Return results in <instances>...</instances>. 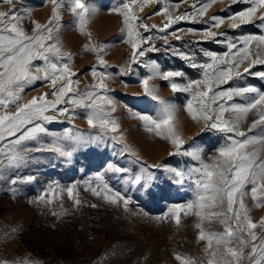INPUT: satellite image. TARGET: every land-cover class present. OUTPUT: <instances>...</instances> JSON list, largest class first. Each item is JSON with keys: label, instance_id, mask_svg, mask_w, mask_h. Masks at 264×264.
Returning a JSON list of instances; mask_svg holds the SVG:
<instances>
[{"label": "rangeland", "instance_id": "1", "mask_svg": "<svg viewBox=\"0 0 264 264\" xmlns=\"http://www.w3.org/2000/svg\"><path fill=\"white\" fill-rule=\"evenodd\" d=\"M81 2L89 8L83 24L79 10L73 11L75 0H13L14 11L12 4L0 0V11L22 17L18 24L25 33L45 35L46 45H55L60 53L67 54L49 53L53 62L68 65L73 89L64 98L66 102L57 105V109L68 111L49 109L45 114L55 119L41 121L47 132L41 133L38 141L24 142L28 158L22 166L6 167L7 159L0 156V264H182L177 256L194 264H209L212 249H208L207 240L199 238L200 232L222 233L225 225L220 219L209 220L208 209H188L187 205H195L199 195H206L196 183L201 174L194 169L213 164L219 150L230 145L229 137L244 140L264 134V123L252 126L264 108L258 106L240 120L236 131L245 133L240 137L235 132L211 128L213 121L194 119L189 113V102L195 109L201 107L193 96L207 90L206 85L192 84L190 91L182 89L192 81L205 79L202 65L212 62L207 53H215L217 58L227 54L231 59L236 49H230V43L243 48L245 37L264 35V7L257 10L251 22L236 20L239 26L232 27L230 16L250 7V0H214L203 16L198 15L197 8L208 0ZM125 5L137 19L125 21ZM165 6L167 12L163 11ZM186 13L188 19L160 31L169 23V15L175 18ZM213 16L222 18L224 23L212 27ZM141 23L151 30L146 31ZM36 24L41 25L39 31ZM46 27L52 30L50 39L44 31ZM209 30L216 35H207ZM134 43L138 49H133ZM248 47V59L238 69L233 65V79L213 85L206 98L212 109L221 103L226 107L244 104L247 97L257 95L248 93L231 101L211 103L210 97L217 91L254 87L264 92V76L257 75L264 73V64H252L257 55L264 60V43L254 40ZM139 51L144 54L139 55ZM235 59L238 61L240 56ZM33 63L44 65L39 59ZM153 66L161 75L153 76L149 86H155L160 100L174 105L173 123L182 145L173 144L163 130L158 134L150 121L143 118L158 120L160 116L159 100L149 96L142 84L143 79L152 75ZM168 71L181 75L164 80L163 73ZM237 71L239 76L235 75ZM101 80L106 88L95 87ZM173 83L178 86L175 91ZM67 84L65 79L54 90L49 81L38 80L25 88L19 103L44 93H48V100H55L53 92ZM88 92L94 93L93 99L113 101L112 105H103L104 119L111 122L107 128L101 127L98 120H94L95 126L89 124L93 109L67 102ZM8 111L15 112L16 107L10 106ZM234 115L225 112L223 119L231 121ZM112 124L117 126L116 131H112ZM57 137L65 151L72 152L71 156L48 150ZM4 144L7 141L0 142V146ZM39 147L43 150L37 151ZM257 148V163L264 162V146L249 145L247 151ZM250 188L246 183L242 189L247 193L243 202L247 216L258 225L254 231L259 244L264 241V227L260 226L264 204L257 206ZM117 193L120 198L111 202L109 197ZM76 200L80 203L76 204ZM235 207L243 220L244 210L238 204ZM232 223L235 226L234 220ZM242 235L250 240L247 233ZM231 246L238 248L239 242L234 241ZM223 251L221 246L219 253ZM250 251L251 243L243 248L245 258L240 264H249L246 257Z\"/></svg>", "mask_w": 264, "mask_h": 264}, {"label": "snow or ice", "instance_id": "2", "mask_svg": "<svg viewBox=\"0 0 264 264\" xmlns=\"http://www.w3.org/2000/svg\"><path fill=\"white\" fill-rule=\"evenodd\" d=\"M4 3L12 4L13 11L15 5L13 0H3ZM133 3L136 0H132ZM151 0H144V3H150ZM184 2V0H181ZM214 0H208L207 3L201 4L197 8L198 15L203 16L207 11L210 4ZM243 2V0H233V3ZM251 6L246 10H242L237 14L230 16L233 21L232 27H238L235 23L239 20L241 23H249L253 15L257 12L260 7H264V0H250ZM193 7H196L193 5ZM126 9L125 21L130 22L131 20L137 19L135 15H130L131 9L128 5H125ZM80 18L81 24L84 21V13L89 12V8L85 6L81 0H75V7L73 11H77ZM143 10V5L141 6ZM164 12L168 11L167 6L163 8ZM154 14H159L154 13ZM189 16L186 13L183 16L173 18L171 15L168 16L169 23L164 25V28L160 31H164L179 20L188 19ZM22 19L9 12L0 11V109H3L0 113V142L7 141V144L0 146V156L7 159L8 163L6 167H20L27 160V149L24 148V142L26 141H38L41 133H46L47 129L44 127L41 121H52L55 119L53 116L46 115L45 113L49 109H56L61 113H66L67 108L57 109V105L65 103L64 98L68 93L72 92V81L68 76L69 68L66 63L60 65L58 62H53L49 53H54L58 56L67 55L60 53L59 48L52 44H45V35L38 34L29 36L25 33L18 24V21ZM195 20V17H192ZM212 27H219L224 23L222 18L213 16ZM264 21V16L261 17ZM146 31H150L148 25L142 24ZM152 28H156V25H152ZM36 29L39 31L41 25L36 24ZM44 31L47 33V38H51V28H45ZM131 31V30H130ZM139 35V33H137ZM207 35L215 36L216 33L208 31ZM180 39V37H176ZM150 40L151 37H148ZM264 43V35L259 36H247L244 38L243 48H237V45L230 43L228 47L230 49H236L232 53L231 59L225 56L217 58L215 53H207L212 59L211 63L202 65L205 69L203 81L196 80L189 83L188 86L183 88V91H190L192 84L200 86L202 83L207 86V90L200 91L194 94L193 99L199 100L201 107L195 109L192 103L188 104V111L194 119L201 118L205 121H213L210 125L211 128L218 129L224 132H235L237 136L244 137V132L236 131L237 125L240 120L252 109L258 106L264 108V92H258L254 87L235 88L228 90H221L215 92L211 97V103H216L218 100L231 101L235 96L244 97L248 93H257L256 96L247 97V102L244 104L233 103L230 106H225V103L217 105L216 109L211 108V104L206 102V98H209V93L213 91V85L220 86L233 79V65L238 69L239 65L248 59L249 45L252 41ZM133 49H138L137 44H133ZM139 55H143V51H139ZM137 52H133L135 58ZM236 56H240L237 61ZM42 60L43 66L36 65L33 62L35 60ZM103 62V61H102ZM252 64H264V60H261L257 55L256 59L252 61ZM196 65H193L195 67ZM245 72L248 71L246 68ZM42 73L43 75H39ZM95 74V73H94ZM100 75V74H98ZM161 75L158 69L153 66V72L151 76L142 80L144 91L151 96L153 99L159 100L161 104L160 116L158 120H152L150 117H143L145 120H149L153 125L154 130L158 134H161L163 130L164 134L171 139L173 144L177 146L183 144V140L180 138L175 126H174V115L175 107L168 101L160 100L156 95L155 86L150 87L149 81L153 76ZM181 73L168 71L163 73V79L168 80L171 77L180 76ZM236 76L240 73L237 71ZM257 75L264 76V73H258ZM65 79H68V84L65 87H60L59 91H54L53 95L56 96L55 100H48L46 97L48 93H44L42 96L33 97L30 101L20 104L21 94L24 92L26 87L32 86L38 80H47L50 82L52 88L55 90L59 84ZM95 87L106 88L103 80L100 81ZM173 90H177L178 86L173 83L171 85ZM79 95V94H77ZM94 93L88 92L83 97L76 98L72 97L68 100V103L73 105H83L86 108L93 109L89 115V124H94V120H98L99 124L103 128H107L110 121L104 119L106 113L104 112V104L112 105L111 99L103 97H97L93 99ZM85 100L91 101L85 103ZM97 100H101L102 103H97ZM15 106L16 111L10 112L8 108ZM114 110V108H113ZM233 112L234 118L231 121L224 120L223 114L225 112ZM213 113V114H210ZM259 123H264V111H261L259 119L253 121V127ZM116 125L112 124V131H116ZM14 139H11L13 138ZM67 137H65L66 139ZM231 141L230 145L223 147L219 150V156L216 158L213 164H202L200 168L194 169L195 172L201 174V178L196 181L197 185L203 189L206 195H199L197 197L196 204H188V209H192L194 206L200 209H208L206 215L211 219H220V222L225 225V230L222 233L212 232L205 235L203 231L200 232L199 238L201 240H207L208 249L212 259L209 264H240L244 257L243 248L251 243V251L247 255L249 264H264V241L259 244L256 243L258 237L254 231L258 225L254 223L248 216L245 204L243 202V196L247 193L243 192L242 189L245 184H250V194L252 198L257 202V206L264 204V162L257 163V157L259 148L253 151H247L249 145H262L264 146V134L259 137L249 136L244 140L233 139L229 137ZM37 151L43 150V147L36 149ZM48 150L58 152L61 156H71L72 152L65 151L61 139L57 137L48 146ZM195 155V154H194ZM197 159L199 157L197 156ZM2 163V161H0ZM211 169V170H210ZM139 183V180H137ZM69 194L72 193V189H69ZM239 194V199L237 195ZM99 195V193H97ZM119 193L114 197H109L111 202H117L119 199ZM43 199V197H41ZM207 201V202H205ZM80 201L76 200V204ZM125 205L128 201H124ZM243 212V220L241 219V211L236 210V205ZM223 209V210H217ZM235 221V226L233 225ZM177 223H179V213H177ZM198 228L200 224L196 225ZM260 226L264 227V219L260 221ZM242 233H247L250 240H246ZM234 241L239 242V247H232ZM214 242V243H213ZM215 244V247H214ZM223 246V253H219L220 247ZM206 249V250H208ZM219 253V256H218ZM177 259L181 260L182 264H194L190 259L177 256Z\"/></svg>", "mask_w": 264, "mask_h": 264}]
</instances>
